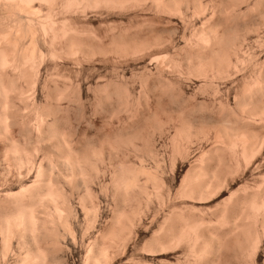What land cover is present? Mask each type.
Wrapping results in <instances>:
<instances>
[{"label":"bare ground","instance_id":"bare-ground-1","mask_svg":"<svg viewBox=\"0 0 264 264\" xmlns=\"http://www.w3.org/2000/svg\"><path fill=\"white\" fill-rule=\"evenodd\" d=\"M0 264H264V0H0Z\"/></svg>","mask_w":264,"mask_h":264},{"label":"rangeland","instance_id":"rangeland-1","mask_svg":"<svg viewBox=\"0 0 264 264\" xmlns=\"http://www.w3.org/2000/svg\"><path fill=\"white\" fill-rule=\"evenodd\" d=\"M193 82H194V81L190 82V83H189L190 85L188 84V85H189V89H188L189 91H194V90H195V84H194ZM163 142H164L165 144H164ZM160 143H161L162 145H163V144L166 145V139H165V141H164V139H163V141H162V139H161V141H159V144H160ZM161 144H160V145H161ZM162 145H161V146H162ZM165 162H166V159H165ZM166 163H167V162H166ZM150 164H151V162H149V165H148V166L152 167L153 164H151L152 166H151ZM168 165H170V164H166V165H165V168H166L165 170H167V171H165V172H166L167 176L169 175L168 178H169V179L172 178V177L180 178V176L182 175V173H183V171H184V169L181 168L180 162L177 163V166H176V168H175L174 170H172L173 168L171 167V165H170V167H169ZM166 166H167V167H166ZM169 168H170V169H169ZM170 170H171L172 172H171ZM180 170H181V171H180ZM173 171H174V172H173ZM167 172H169V173H167ZM172 174H173V175H172Z\"/></svg>","mask_w":264,"mask_h":264}]
</instances>
